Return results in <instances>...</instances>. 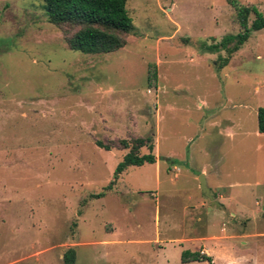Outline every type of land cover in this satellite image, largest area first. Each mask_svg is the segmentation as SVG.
I'll list each match as a JSON object with an SVG mask.
<instances>
[{"label":"rangeland","instance_id":"374dc122","mask_svg":"<svg viewBox=\"0 0 264 264\" xmlns=\"http://www.w3.org/2000/svg\"><path fill=\"white\" fill-rule=\"evenodd\" d=\"M236 1L264 17V0ZM127 9L125 47L87 55L42 0H0V264H64L69 248L75 264H264V29L222 65L208 47L240 32L228 0ZM149 136L157 163L105 190ZM210 212L220 244L201 239ZM185 241L209 261L182 263Z\"/></svg>","mask_w":264,"mask_h":264},{"label":"trees","instance_id":"16d2710c","mask_svg":"<svg viewBox=\"0 0 264 264\" xmlns=\"http://www.w3.org/2000/svg\"><path fill=\"white\" fill-rule=\"evenodd\" d=\"M48 22L58 28L64 26L77 28L70 36L65 37V42L70 50L87 54L101 55L116 52L126 45V36L133 31V22L127 9L129 0H42ZM233 8L232 20L237 23L240 32L228 35L217 45L208 47L210 51L223 49L227 57L222 60V65L228 63L231 56L249 39L252 31L264 29V17L258 16L250 25L248 23L252 9L241 6L236 0H228ZM257 130L264 134V108L257 110ZM98 147L110 150L111 146L99 141L95 143ZM124 149H129V143L121 141ZM146 148L147 153L141 155L139 152ZM154 145L152 136L146 139H136L128 153L117 165L115 173L109 186L105 190H111L112 185L119 176L131 166H142L154 164ZM103 194L95 195L96 198ZM206 256V255H203ZM200 253L185 251L181 255V262L206 260ZM76 254L72 248L66 250L63 255L64 264H75Z\"/></svg>","mask_w":264,"mask_h":264},{"label":"crops","instance_id":"0c3cea01","mask_svg":"<svg viewBox=\"0 0 264 264\" xmlns=\"http://www.w3.org/2000/svg\"><path fill=\"white\" fill-rule=\"evenodd\" d=\"M156 163L157 162H156V157H155V163L154 164H156ZM200 174H202L204 176V178L206 179V176H207L206 169L203 168L201 170ZM209 194H210V191H209ZM211 204L212 205L216 204V207L218 209H222L223 211H226V209L224 207L223 208L220 207L221 204H219V203H215V202L212 201ZM212 211H213V209H211V212ZM211 212H210V214H208V217H207V220H206L205 236H203V238H201V239L204 240V241H207L208 242L207 244H209L211 242L220 244V243L223 242V238L225 237V236L222 235L223 234L222 232H226V231H225V229L222 230L221 226H220L219 229H217L216 233L213 232V225H212L211 221L209 220V216L211 215ZM229 216H230V218H232V217H234V214L231 213ZM262 235H264V234H262ZM204 244H206V242ZM185 251H188L190 253H198V252H196L195 250L192 249V243L189 242V241H185L184 245H181V252L183 253ZM193 262H196V261H193Z\"/></svg>","mask_w":264,"mask_h":264},{"label":"water","instance_id":"95a60500","mask_svg":"<svg viewBox=\"0 0 264 264\" xmlns=\"http://www.w3.org/2000/svg\"><path fill=\"white\" fill-rule=\"evenodd\" d=\"M199 183H200V190H201L202 194L204 195V197L211 200L212 197L209 194V189L206 185V181H205V178L203 175H201L199 177Z\"/></svg>","mask_w":264,"mask_h":264},{"label":"built area","instance_id":"2783aa9c","mask_svg":"<svg viewBox=\"0 0 264 264\" xmlns=\"http://www.w3.org/2000/svg\"><path fill=\"white\" fill-rule=\"evenodd\" d=\"M203 253H204V251H201V252H200V254H203Z\"/></svg>","mask_w":264,"mask_h":264}]
</instances>
